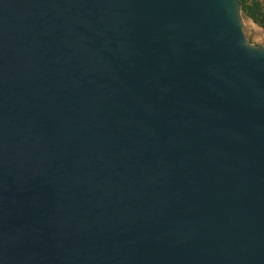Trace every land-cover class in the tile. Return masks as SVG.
<instances>
[{"label":"water","instance_id":"water-1","mask_svg":"<svg viewBox=\"0 0 264 264\" xmlns=\"http://www.w3.org/2000/svg\"><path fill=\"white\" fill-rule=\"evenodd\" d=\"M239 0H0V264H264V47Z\"/></svg>","mask_w":264,"mask_h":264},{"label":"trees","instance_id":"trees-1","mask_svg":"<svg viewBox=\"0 0 264 264\" xmlns=\"http://www.w3.org/2000/svg\"><path fill=\"white\" fill-rule=\"evenodd\" d=\"M246 18L264 29V0H239Z\"/></svg>","mask_w":264,"mask_h":264},{"label":"rangeland","instance_id":"rangeland-1","mask_svg":"<svg viewBox=\"0 0 264 264\" xmlns=\"http://www.w3.org/2000/svg\"><path fill=\"white\" fill-rule=\"evenodd\" d=\"M249 30L252 43L264 47V29L250 24Z\"/></svg>","mask_w":264,"mask_h":264},{"label":"flooded vegetation","instance_id":"flooded-vegetation-1","mask_svg":"<svg viewBox=\"0 0 264 264\" xmlns=\"http://www.w3.org/2000/svg\"><path fill=\"white\" fill-rule=\"evenodd\" d=\"M251 42H252V40H251ZM261 47H263V46H261Z\"/></svg>","mask_w":264,"mask_h":264}]
</instances>
